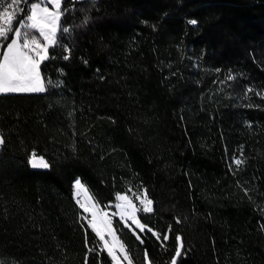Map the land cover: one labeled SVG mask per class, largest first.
I'll use <instances>...</instances> for the list:
<instances>
[{
    "label": "trees",
    "instance_id": "obj_1",
    "mask_svg": "<svg viewBox=\"0 0 264 264\" xmlns=\"http://www.w3.org/2000/svg\"><path fill=\"white\" fill-rule=\"evenodd\" d=\"M62 14L46 91L0 93V225L33 214L36 229L34 252L0 264H113L77 180L131 264H170L177 236L175 264H264V0H64ZM136 192L153 201L144 232L114 207Z\"/></svg>",
    "mask_w": 264,
    "mask_h": 264
},
{
    "label": "snow or ice",
    "instance_id": "obj_2",
    "mask_svg": "<svg viewBox=\"0 0 264 264\" xmlns=\"http://www.w3.org/2000/svg\"><path fill=\"white\" fill-rule=\"evenodd\" d=\"M17 0H10L11 3H15ZM48 5H52L50 8ZM60 5V0H39L37 3H32L30 8V14L27 15V21L21 19L19 26L15 28H0V38H3L6 43V47L0 44L4 50L0 53V92H44L45 88L40 85V73L39 66L41 62L47 57L48 46L54 45L58 39V31L68 32L67 27L58 28V21H60V14L53 10ZM190 24H196L195 20L189 21ZM21 27L26 29L21 31ZM27 29L34 30V33ZM9 33L12 34V38L9 41ZM37 34L44 41L41 43V39L37 38ZM67 59V56H65ZM38 160V162H37ZM236 164H240V160L235 161ZM30 164L33 168H48L49 164L44 160L43 156L37 157L36 153H32ZM77 187H82L80 181L76 182ZM122 203L116 205V208L120 210V220H124L127 215L137 228L141 232L145 231L146 226L141 224L136 219V213L139 211L132 200L127 195L117 196ZM140 203L143 205L142 211L144 213H151L153 211V201L148 199L147 196L143 199L137 197ZM85 212L92 213L91 227L96 232L101 240H104L106 228L111 234L112 223L111 220L106 219L107 213H104V217H101L100 226L97 220V213L92 208L81 205ZM151 231V229H148ZM159 239V235H157ZM168 239L167 235L163 237ZM179 242L178 248L175 250L174 257L170 264H175L176 258L181 256V249L183 248L182 238L177 236ZM108 253L112 256L117 264H120L119 258L115 255V245H109L105 242ZM122 247V246H121ZM127 258V257H125Z\"/></svg>",
    "mask_w": 264,
    "mask_h": 264
},
{
    "label": "rangeland",
    "instance_id": "obj_3",
    "mask_svg": "<svg viewBox=\"0 0 264 264\" xmlns=\"http://www.w3.org/2000/svg\"><path fill=\"white\" fill-rule=\"evenodd\" d=\"M34 3H37V2H34ZM48 6L50 8L53 7L52 5H48ZM55 9L60 14V21H58V28H61V19H62L61 18V11H62V2L61 1H60V5L57 8H54V10ZM15 27H16V25H15ZM59 32L60 31H58V34H59ZM37 38L41 39L39 36H37ZM41 43H44V41L42 39H41ZM55 44L48 46L47 57L41 62L40 66H39L40 85L45 88V91H46V87H45V84H44V81L42 78L40 68H41L42 63L48 59L49 51L51 48H53L55 46ZM44 92H0V93L1 94H41ZM0 145H2L1 136H0ZM128 197L132 200V203L139 210L136 213V219L139 220L138 219V213L140 212V210L142 211L143 205L140 203V200L137 199V197H140L141 199H143L145 197V194L142 192H136V193H132V196H128ZM119 203H122V202L119 199H117L116 203L114 204V207L116 209V213L120 216V210L118 208H116V205ZM88 207L92 208V210L97 213V220H98V223H100V226L102 228H103V224L100 221H101V217H104V213L108 214L107 217H105V218L108 220H111L112 232H111V234H109L108 230L105 228L104 229V231H105L104 240H101L99 238V236L96 234V232L91 227L90 222L92 219V213L91 212H85L84 210H82L84 212V219H85L87 225L96 234L98 239L101 241L103 249L108 253L107 248L105 246V242H107L109 245L114 244L115 245L114 252H115V255L119 258L120 264H131L127 255H126L124 248L121 247L120 242L118 241L117 237L114 234V229H113L114 217L111 214L113 211L102 209L101 207L96 205L94 203V201L92 199H90V197L88 200ZM122 221L128 227H132V225L135 226V224L130 219H128L127 215L125 216V219ZM35 234H36V229H35V219H34L33 214H29L26 219H24L23 221H20L16 224H12V225L6 224L5 225L2 223L0 225V254L1 255L2 254H22V253L34 252L35 244H36L35 243ZM108 255L110 256L113 264H117V261L114 260L109 253H108ZM125 257H127V258H125Z\"/></svg>",
    "mask_w": 264,
    "mask_h": 264
},
{
    "label": "built area",
    "instance_id": "obj_4",
    "mask_svg": "<svg viewBox=\"0 0 264 264\" xmlns=\"http://www.w3.org/2000/svg\"><path fill=\"white\" fill-rule=\"evenodd\" d=\"M60 1L63 2L64 0ZM32 2H39V0H17V2L11 4L10 0H0V28H15V25H17L19 20L27 15L29 6ZM11 35L12 34L9 33V38ZM3 41V38H0V44ZM1 49L2 47H0V51ZM75 182L71 187V193L77 207L81 210H84L81 205L88 206V200L90 196L83 183L80 182L82 187H77Z\"/></svg>",
    "mask_w": 264,
    "mask_h": 264
},
{
    "label": "crops",
    "instance_id": "obj_5",
    "mask_svg": "<svg viewBox=\"0 0 264 264\" xmlns=\"http://www.w3.org/2000/svg\"><path fill=\"white\" fill-rule=\"evenodd\" d=\"M79 1H81V0H79ZM34 3V2H33ZM31 5L32 4H30V6H29V11H28V15L30 14V8H31ZM54 10V9H53ZM55 11H56V9H55ZM61 18H63V14H62V11H61ZM25 21H27V17L24 19ZM61 21H62V19H61ZM24 30H26V29H24V28H22L21 27V31H24ZM28 31H31V32H33V34H35L34 33V30H32V29H27ZM37 36H39L38 34H37Z\"/></svg>",
    "mask_w": 264,
    "mask_h": 264
},
{
    "label": "water",
    "instance_id": "obj_6",
    "mask_svg": "<svg viewBox=\"0 0 264 264\" xmlns=\"http://www.w3.org/2000/svg\"><path fill=\"white\" fill-rule=\"evenodd\" d=\"M37 162H38V160H37ZM30 165H31V164H30ZM31 167H32V166H31ZM32 169L36 170L37 168H33V167H32ZM45 169H46V168H45ZM91 199H92V198H91ZM92 200H93V199H92Z\"/></svg>",
    "mask_w": 264,
    "mask_h": 264
}]
</instances>
